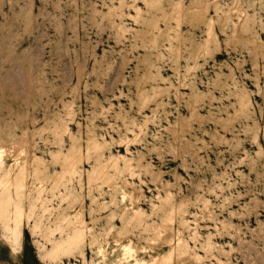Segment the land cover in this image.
<instances>
[{
	"label": "rangeland",
	"instance_id": "obj_1",
	"mask_svg": "<svg viewBox=\"0 0 264 264\" xmlns=\"http://www.w3.org/2000/svg\"><path fill=\"white\" fill-rule=\"evenodd\" d=\"M0 152L1 263L264 264V0H0Z\"/></svg>",
	"mask_w": 264,
	"mask_h": 264
},
{
	"label": "bare ground",
	"instance_id": "obj_2",
	"mask_svg": "<svg viewBox=\"0 0 264 264\" xmlns=\"http://www.w3.org/2000/svg\"><path fill=\"white\" fill-rule=\"evenodd\" d=\"M182 7V5H181ZM2 152H0L1 155ZM118 253L120 254V256H118L117 258H122L124 261L121 260H117L121 263L128 261L130 258H132L133 255V249H132V245L131 243H123V245H121V248L119 249ZM160 262H156L155 264H165V262H167L166 259H159ZM168 263V262H167ZM0 264H6V263H1Z\"/></svg>",
	"mask_w": 264,
	"mask_h": 264
},
{
	"label": "clouds",
	"instance_id": "obj_3",
	"mask_svg": "<svg viewBox=\"0 0 264 264\" xmlns=\"http://www.w3.org/2000/svg\"><path fill=\"white\" fill-rule=\"evenodd\" d=\"M20 251L16 252L15 249H13V254L14 255H20L23 252V234L21 233L20 239L18 241Z\"/></svg>",
	"mask_w": 264,
	"mask_h": 264
}]
</instances>
